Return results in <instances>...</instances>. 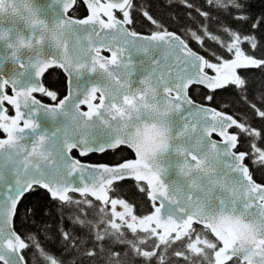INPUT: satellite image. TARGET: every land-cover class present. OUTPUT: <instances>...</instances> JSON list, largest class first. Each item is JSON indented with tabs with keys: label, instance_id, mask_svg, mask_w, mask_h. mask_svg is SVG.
<instances>
[{
	"label": "water",
	"instance_id": "obj_1",
	"mask_svg": "<svg viewBox=\"0 0 264 264\" xmlns=\"http://www.w3.org/2000/svg\"><path fill=\"white\" fill-rule=\"evenodd\" d=\"M75 1L0 0V125L6 104L14 110L0 136V261L28 264L13 219L33 186L62 201L78 193L107 202L108 186L133 178L146 183L155 202L147 219L166 235L199 223L219 241L216 264H264V183L230 130L242 124L189 94L192 84L236 83L241 68L264 60L240 51L208 72L206 57L175 31H132L115 14L130 0H82L81 17L69 13ZM54 65L67 89L49 103L34 92ZM118 145L134 156L107 163L71 155Z\"/></svg>",
	"mask_w": 264,
	"mask_h": 264
},
{
	"label": "trees",
	"instance_id": "obj_2",
	"mask_svg": "<svg viewBox=\"0 0 264 264\" xmlns=\"http://www.w3.org/2000/svg\"><path fill=\"white\" fill-rule=\"evenodd\" d=\"M86 12L82 0H76L70 10L77 17ZM126 13L128 26L133 30H173L211 63L231 57L234 40L238 51L264 60V0H131ZM49 70L51 75L45 80ZM45 73L42 80L50 94L42 96L46 98L44 101L52 102L58 99L59 92L65 93L66 83L60 82L63 72L59 68H49ZM239 73L237 83L214 90L193 84L189 93L195 100L226 111L240 121L242 127L234 128L238 132L236 150L246 152L244 162L247 161L253 178L261 182L264 181V62L241 68ZM8 112L12 114L10 106ZM0 133L4 134L2 127ZM104 152L88 153V161L115 163L132 156L129 147ZM38 188L42 189L38 196L24 201L23 207L18 203L13 219L15 230L26 241L22 253L28 264H51L50 259L58 264H216L214 250L219 242L199 223H193L189 230L204 233L217 246L207 248L205 255L197 253L184 259L177 251L185 241L155 243L152 239L156 246L145 243L141 230L113 220L114 209L108 202L77 193H70L65 201L49 193L50 198L45 199V188L33 186L30 190ZM109 192L114 201L125 203L133 216H146L152 211L154 202L141 181L123 178L112 183ZM226 264L244 263L234 257Z\"/></svg>",
	"mask_w": 264,
	"mask_h": 264
},
{
	"label": "rangeland",
	"instance_id": "obj_3",
	"mask_svg": "<svg viewBox=\"0 0 264 264\" xmlns=\"http://www.w3.org/2000/svg\"><path fill=\"white\" fill-rule=\"evenodd\" d=\"M123 17L128 20L127 13L123 14ZM232 45L235 47L234 53L240 52L238 51L237 40H234ZM6 123L7 122L3 123L4 126H6ZM110 207L114 209L112 210L113 220L116 223H119V225L130 226L133 230H141L143 233L142 238L145 243L153 244L151 243L152 239L155 240V243H167L173 241L180 244L181 240L185 241V245L177 251L178 255L184 259H187L192 255H197V253L205 255L207 248H215L217 246L211 237L206 236L204 233L200 234L194 230H189V228H179L175 233L166 235V232L162 227L148 221L146 216H133L131 209L122 201L116 202L112 200L110 202ZM153 245L156 246V244ZM50 263L58 264L52 259H50Z\"/></svg>",
	"mask_w": 264,
	"mask_h": 264
},
{
	"label": "snow or ice",
	"instance_id": "obj_4",
	"mask_svg": "<svg viewBox=\"0 0 264 264\" xmlns=\"http://www.w3.org/2000/svg\"><path fill=\"white\" fill-rule=\"evenodd\" d=\"M87 13H85V15H86ZM51 75V70H49L47 73H45V76H44V79L45 80H47V78H48V76H50ZM62 84H65L66 83V79H65V77H64V75H63V73L61 74V81H60ZM65 95V93L64 92H59V94H58V99L60 98V97H63ZM40 99L41 100H45L46 98L45 97H43V96H41L40 97ZM0 135H3L2 133H0ZM121 147H127L126 145H118L115 149H105V152H104V154H107V152L109 151V150H111V151H120L121 150ZM71 155L72 156H78L79 154L75 151V150H73L72 152H71ZM130 155H131V153H130ZM79 158L81 159V160H88L89 159V155L88 154H85V155H79ZM245 163H247V161H245ZM261 183H264V181H261ZM42 189H37V190H35V191H29L28 193H26L25 194V196L23 197V199L19 202V207H23L24 206V201H29L30 202V200H31V197H33V196H38L39 194H40V191H41ZM44 198L45 199H49L50 197H49V194H48V192L46 191V190H44ZM19 207H18V209H17V213H16V216H17V218H19ZM44 215H47V213L45 212L44 213Z\"/></svg>",
	"mask_w": 264,
	"mask_h": 264
},
{
	"label": "flooded vegetation",
	"instance_id": "obj_5",
	"mask_svg": "<svg viewBox=\"0 0 264 264\" xmlns=\"http://www.w3.org/2000/svg\"><path fill=\"white\" fill-rule=\"evenodd\" d=\"M134 31H136V30H134ZM52 67H56V68H59L61 71H62V69L59 67V66H57V65H54V66H50V67H48V68H46V70L42 73V76H41V80H42V78H43V75H44V73L49 69V68H52ZM63 72V71H62ZM64 73V72H63ZM65 79H66V75H65ZM42 83H43V80H42ZM43 85H44V91H39V92H34V94L37 96V97H39V96H42V95H49L50 94V91L48 90V88L46 87V85L43 83ZM9 89V90H8ZM66 89H67V86H66ZM7 91L8 92H10V87L9 86H7ZM65 93H66V90H65ZM61 98V97H60ZM57 100L58 99H56L55 101H52V102H57ZM97 100V99H96ZM82 108L83 109H86L87 107L86 106H82ZM128 147V146H127ZM116 148V147H115ZM111 149H114V148H111ZM132 151V150H131ZM102 152V151H101ZM134 156V153H133V151H132V156L131 157H133ZM127 158H130V157H127Z\"/></svg>",
	"mask_w": 264,
	"mask_h": 264
}]
</instances>
